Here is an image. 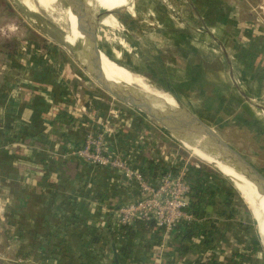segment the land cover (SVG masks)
<instances>
[{
  "label": "crops",
  "instance_id": "0c3cea01",
  "mask_svg": "<svg viewBox=\"0 0 264 264\" xmlns=\"http://www.w3.org/2000/svg\"><path fill=\"white\" fill-rule=\"evenodd\" d=\"M87 1L95 10L111 11L102 24L113 27L117 10L130 0ZM237 1V12L218 0H187L186 5L198 25L192 31L195 37L205 36L223 47L226 38H216L214 28L236 37L234 70L238 84L233 62L223 55L230 86L241 97L244 114H248L244 122L264 127L257 113L258 103L264 108V0ZM205 16L212 24L209 29L203 24ZM23 43L30 48L29 42ZM187 45L177 42L175 47L187 53L192 42ZM26 54L17 50L0 63V264H183L186 260L188 264L197 260L247 264L253 259L254 250L248 249L251 243L245 246L249 236L243 233L239 237L244 227L232 221L235 208L228 182L209 172H205L209 175L205 183L213 196L202 194L207 215L195 222L197 232L200 228L207 231L203 240L196 235L193 242L184 241L180 230L159 234L137 226L119 229L113 211L135 201L137 188L118 172L85 163L74 155L86 132L103 131L106 125L110 152L124 158L134 150L132 165L151 179L160 167L178 160V152L168 150L166 158H158L156 153L163 150L161 139L153 137L147 119L126 106L115 105L73 67L67 70L74 72L72 79L62 62L45 56L35 58L30 51ZM187 61L183 62L184 69L191 67L202 79L213 80L203 67L197 68L199 60ZM220 68L209 71L212 74ZM60 71L64 77H59ZM79 81L84 85L81 91L69 88V83L73 87ZM77 92L80 97L75 96ZM82 106L85 112L79 114ZM144 133L145 137L141 135ZM260 234L264 241V233ZM180 242L189 246L187 259L178 254Z\"/></svg>",
  "mask_w": 264,
  "mask_h": 264
},
{
  "label": "rangeland",
  "instance_id": "374dc122",
  "mask_svg": "<svg viewBox=\"0 0 264 264\" xmlns=\"http://www.w3.org/2000/svg\"><path fill=\"white\" fill-rule=\"evenodd\" d=\"M4 1L12 11L10 13L5 11L4 5L0 3V46L2 43L18 39L16 51L18 50L24 56H27L26 53L30 51L32 54L34 53L31 55L35 58L45 56L52 58L58 64L62 62L63 69L65 68L64 70L72 79L75 76L74 72L70 73L67 70H71L73 67L75 71L82 73L88 82L97 86L102 94H106L81 69V66L74 60L71 50L65 45V37L72 34L73 29L76 30V18L72 14L75 20L69 21L67 5L63 0ZM186 3L187 0H130L117 10L116 23L113 27L104 26L102 23L99 25L100 50L110 61L132 74L140 76L150 90L168 95L175 103L187 108L210 125L230 146L241 153L264 175V127L262 125L252 127V123L244 122V118H247V115L244 114L246 110L242 109L241 97L230 86L228 69L224 63L223 55L227 60L233 62V75L236 84H238L235 71L237 70L236 56L238 52L235 47L236 37L223 34L218 28H214L213 35L216 38L220 40L226 38L225 44L223 43L224 47L205 36L196 35L195 37L192 31L193 27L198 25L194 23L195 18L190 16ZM218 3L233 6L235 12L240 8L237 0H218ZM87 6L92 12H95L92 4ZM214 10L212 8L213 12ZM234 11L232 14L236 16ZM109 12L111 13V11ZM206 20L203 19V24L205 28L209 29L212 24L209 18ZM204 27L202 26L203 29ZM176 41L178 44L183 43L185 47L189 42H192L191 51L187 50V53L184 51L187 56L182 50H176ZM23 42H29L30 48L28 49L26 43ZM76 45L81 46L80 41ZM5 55L0 50V63ZM189 59L191 63H196L199 60L198 66L200 67L197 68L203 67L212 77L214 76L213 80L202 79L198 76L197 70L193 71L191 67L187 66V69H184L183 62ZM220 66L221 68L213 70L212 74L209 71ZM62 74L64 77V72L60 71L59 77ZM180 77L181 79L178 80ZM79 82L77 85L73 83V87L72 83H69V88L81 91L84 85L81 81ZM210 84L214 87L209 86ZM78 94L77 92L76 95ZM80 96L79 94L78 97ZM109 98L115 105L126 106L148 120V127L152 131L153 137L156 140L161 139L160 147L163 150H158L156 153L158 158L164 159L167 157L168 150H175L178 152L177 156L186 164L197 165L198 168L205 170L203 172H209L226 179L234 199L235 212L234 209H230L231 212H234L232 221L234 224L239 222L244 227V232L239 237L242 238L243 233L244 236H249L248 240H245V246L251 243V246L256 248L252 253L255 256L247 264H264V244L259 233V231L264 233V212H254V217L259 221L260 228H258L248 205L229 177L223 175L214 164L193 154L189 150V146L183 145L173 133L168 132L156 121L137 109L122 104L110 96ZM257 105L258 116L264 123V108H261L260 103ZM143 132L147 131L143 130ZM141 135L145 137L146 134ZM259 201L264 206V202ZM233 230L235 229L233 228ZM257 254L259 257H256Z\"/></svg>",
  "mask_w": 264,
  "mask_h": 264
},
{
  "label": "water",
  "instance_id": "95a60500",
  "mask_svg": "<svg viewBox=\"0 0 264 264\" xmlns=\"http://www.w3.org/2000/svg\"><path fill=\"white\" fill-rule=\"evenodd\" d=\"M63 1L67 5V10H70L75 16L76 30L84 38L76 40L74 45L67 42L65 45L71 50L74 60L81 66V69L107 95L122 104L137 109L148 118L156 121L168 132L183 129L192 135H196L209 150L218 155L220 161L234 169L254 187L260 196L264 197V175L241 153L230 146L216 130L190 110L177 103L174 106L168 105L160 98L153 94L150 95L140 88H137L138 94L134 95L116 82L109 81L102 70L101 56L103 53L98 42V29L105 17V10L96 7L95 12H92L88 8L86 0ZM78 41H80L81 46L76 45ZM72 49L74 50L72 51ZM249 101L251 102V100Z\"/></svg>",
  "mask_w": 264,
  "mask_h": 264
},
{
  "label": "built area",
  "instance_id": "2783aa9c",
  "mask_svg": "<svg viewBox=\"0 0 264 264\" xmlns=\"http://www.w3.org/2000/svg\"><path fill=\"white\" fill-rule=\"evenodd\" d=\"M78 110L79 114L84 113L85 107L82 106ZM105 126L103 131L86 132L82 145L74 155L85 163L116 171L123 175L128 183L136 186V200L113 211L115 225L122 229L134 228L136 222H152L164 234H171L182 223L192 225L198 221L190 210L191 186L187 178L189 168L193 165L186 164L178 157V160L170 162L171 165L160 167L155 179H151L143 169L132 165L135 159L134 150L124 158L110 152L106 141V132L109 129H104ZM193 167L198 168L197 165Z\"/></svg>",
  "mask_w": 264,
  "mask_h": 264
},
{
  "label": "bare ground",
  "instance_id": "6f19581e",
  "mask_svg": "<svg viewBox=\"0 0 264 264\" xmlns=\"http://www.w3.org/2000/svg\"><path fill=\"white\" fill-rule=\"evenodd\" d=\"M109 13V11H105V15H108ZM67 15L69 21L73 22L75 20L70 10H67ZM72 32V34H69L67 35V37H65V42H67L68 44L74 45L76 40L84 39L83 36H81L77 30L73 29ZM74 34L76 35L75 37ZM101 63L103 73L109 81L116 82L118 85L122 86L123 88H126L129 92L134 95L138 94L137 88H140L144 90V92H148V94H153L155 97L160 98L164 103L174 106L175 102L171 97L166 94L150 90L140 76L132 74L128 70L112 63L103 55L101 56ZM171 133H173L176 136L175 138H178L183 143V145L189 146V150L192 151L193 154H195L200 159L214 164L222 174L229 177L233 181L236 189L248 205L253 215V218L256 220L258 228H260L259 221L254 217V212H264V206L259 201L261 200L262 202H264V197L260 196L258 192H256V190L254 189V187L245 178L236 173L235 170L229 167L227 164H224L222 161H220L218 155L214 151L209 150L204 144V142L198 137H196V135H192L189 132L184 131L183 129Z\"/></svg>",
  "mask_w": 264,
  "mask_h": 264
},
{
  "label": "trees",
  "instance_id": "16d2710c",
  "mask_svg": "<svg viewBox=\"0 0 264 264\" xmlns=\"http://www.w3.org/2000/svg\"><path fill=\"white\" fill-rule=\"evenodd\" d=\"M0 3L4 5L3 8L5 9V11H7L8 13H10V11H12L11 8L9 7V5L6 4V2L4 0H0ZM18 42H19L18 39H14L12 42L2 43V45L0 46L1 52H3L6 55H13L16 52ZM247 116H248V114H247ZM250 118L251 117H249L248 119H250ZM26 166L28 167L27 163H26L25 167ZM208 176H209L208 173L203 172V170H201V168H195L193 166L189 168V175L187 176V178H188V182L190 183V186H191L190 210H191L192 214L197 219H202L203 217H205L207 215V212L203 208V201L204 200L201 198L202 194H205L206 196H208L210 198L213 196L212 192H210V189H208L209 186H206V183H205ZM230 189H232V188H230ZM229 192H230L231 198L233 199L232 192L231 191H229ZM195 224L196 223H194V225L193 224L189 225V224H183L182 223L175 228V231L180 230L179 232H181V234L183 235L182 239H184V241L193 242L195 240L196 235L202 236L201 239L203 240L206 237L207 231L203 230V232H202V229L200 228L201 231L197 232L195 230V228H197L196 227L197 225L195 226ZM135 226H137L139 230H142L144 232H148V233L149 232H154V233L158 232L159 234L162 233V231L158 230L152 222H150V223L136 222ZM127 229L128 228H124V230H127ZM128 233L131 236L134 235L133 231L132 232L128 231ZM248 249L250 251H253L256 248L254 246H251V247H248ZM177 250H178V254L182 258V260L187 259L186 257H187V253L189 250V246H187L186 243L180 242L178 244ZM182 263L188 264L187 260L185 262H182ZM189 264H206V263H202V262L200 263L199 260H197L194 263L189 262Z\"/></svg>",
  "mask_w": 264,
  "mask_h": 264
}]
</instances>
